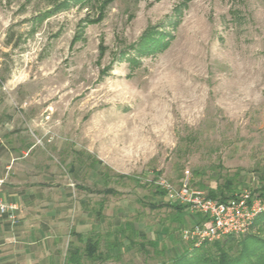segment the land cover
<instances>
[{"label": "rangeland", "instance_id": "rangeland-1", "mask_svg": "<svg viewBox=\"0 0 264 264\" xmlns=\"http://www.w3.org/2000/svg\"><path fill=\"white\" fill-rule=\"evenodd\" d=\"M63 1L0 0L1 166L28 163L47 189L42 212L64 239L56 264L73 241L84 248L74 230L99 236L103 253L122 246L87 264L168 263L192 218L152 209L168 202L155 181L206 194L202 178L238 193L264 185V0H90L33 22ZM153 31L173 36L167 49L138 50ZM93 159L129 177L114 176L119 196L97 192Z\"/></svg>", "mask_w": 264, "mask_h": 264}, {"label": "trees", "instance_id": "trees-1", "mask_svg": "<svg viewBox=\"0 0 264 264\" xmlns=\"http://www.w3.org/2000/svg\"><path fill=\"white\" fill-rule=\"evenodd\" d=\"M82 1V4H89L90 0H64L63 2L53 3L51 10L45 11L35 16L33 19L34 23H42L45 19L49 18L52 14L68 9L72 4H76ZM14 34H10L7 44L10 45L13 42ZM169 38V39H168ZM173 39L170 33L165 32H147L138 44V50L146 52L147 54H155L157 52H163L169 46V43ZM75 164L71 165L70 171L75 173ZM90 167L100 172V182L104 184V188L101 191H97L105 196H119L121 192L115 188L110 187V184L114 182V176L125 179L129 177H121L119 175H110L108 172H102V162L98 159H93L90 163ZM198 175L200 173L197 172ZM201 177V176H200ZM263 179V178H262ZM136 183L141 184L138 180H134ZM217 183L219 182L216 179ZM198 186L202 190H207L208 197L212 199H219L222 202L228 201L236 193L239 192L238 186L235 182L230 179H225L224 183H218L216 189L209 188L204 178L198 183ZM264 184V181H263ZM83 190L89 191L85 187H81ZM93 192V191H89ZM156 192L161 196L165 197V192L160 188H156ZM259 196L264 199V185L260 187ZM254 193V192H253ZM255 194V193H254ZM152 209L169 207L177 210L179 213V219L182 222V214L185 208L181 205L167 202L166 204L157 206L150 203ZM103 205L96 211L97 217L102 220ZM185 228V225L182 226ZM181 227V229H183ZM254 229L260 232H264V212L259 214L255 219L250 230L243 235H229L222 239L213 242H204L199 246L189 244L188 246L183 245L182 249L177 251L176 254L168 263L163 264H264V238H261L258 234L252 233ZM131 234H136L133 228H129ZM80 242H84V248L80 247L72 248L68 253V264H87V262L97 263L102 262L110 258V252L118 249L120 252L121 245L113 243L108 246L106 253L100 251L101 241L99 236L89 235L86 240L83 235H76ZM134 240H130L129 246L135 245ZM151 245L156 246L155 243ZM142 249L144 248L141 246Z\"/></svg>", "mask_w": 264, "mask_h": 264}, {"label": "crops", "instance_id": "crops-1", "mask_svg": "<svg viewBox=\"0 0 264 264\" xmlns=\"http://www.w3.org/2000/svg\"><path fill=\"white\" fill-rule=\"evenodd\" d=\"M18 151L17 149L16 152ZM26 157L27 154H24L23 158ZM2 160L0 156V180H3L1 176L6 173L5 171L8 170V172L4 178L6 183L0 196L8 203L19 206L17 211L19 224L13 226L7 217L0 216V264H56L54 252L60 253L59 245L64 242V239L63 235L52 233L53 215L42 212V202L47 199L43 193L47 189L34 181V172L31 167L29 168L28 163H14L11 171V167L1 166ZM186 214L190 216V219L192 218L191 225L199 222L198 216H192L187 211ZM48 217L50 220H47ZM71 235L76 240H78L76 235L87 238L82 231L74 230ZM53 244L57 245L55 251H53ZM72 247L74 249L79 246L73 241ZM42 252L45 253L44 256Z\"/></svg>", "mask_w": 264, "mask_h": 264}, {"label": "built area", "instance_id": "built-area-1", "mask_svg": "<svg viewBox=\"0 0 264 264\" xmlns=\"http://www.w3.org/2000/svg\"><path fill=\"white\" fill-rule=\"evenodd\" d=\"M4 183L0 180V195ZM154 184L165 192L168 202L181 205L188 213L199 217V222L181 230L183 242L195 246L229 235L246 234L257 216L264 212V199L249 189L222 202L192 188L187 182L174 185L167 181H155ZM18 210L17 204L8 203L0 196V216L7 217L13 226L19 224Z\"/></svg>", "mask_w": 264, "mask_h": 264}]
</instances>
